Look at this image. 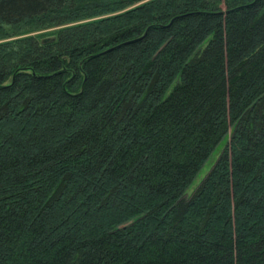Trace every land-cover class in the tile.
I'll use <instances>...</instances> for the list:
<instances>
[{
  "label": "trees",
  "instance_id": "1",
  "mask_svg": "<svg viewBox=\"0 0 264 264\" xmlns=\"http://www.w3.org/2000/svg\"><path fill=\"white\" fill-rule=\"evenodd\" d=\"M0 264H264V0H0Z\"/></svg>",
  "mask_w": 264,
  "mask_h": 264
},
{
  "label": "rangeland",
  "instance_id": "2",
  "mask_svg": "<svg viewBox=\"0 0 264 264\" xmlns=\"http://www.w3.org/2000/svg\"><path fill=\"white\" fill-rule=\"evenodd\" d=\"M58 27L54 28H45L43 30H34V32H23L20 34V37L23 36H37L42 39L46 38H52V33L56 31ZM220 145L216 150H214L211 155L208 157L207 161L203 164L197 175L195 176L193 182L190 184V186L187 189L186 195H190L197 187L198 183L205 177L207 174L208 170L212 167V164L216 160V158L219 155V150L221 149Z\"/></svg>",
  "mask_w": 264,
  "mask_h": 264
},
{
  "label": "water",
  "instance_id": "3",
  "mask_svg": "<svg viewBox=\"0 0 264 264\" xmlns=\"http://www.w3.org/2000/svg\"><path fill=\"white\" fill-rule=\"evenodd\" d=\"M52 39H53V38H46V39H43L42 42H43V43H46V42H48V41H50V40H52Z\"/></svg>",
  "mask_w": 264,
  "mask_h": 264
}]
</instances>
